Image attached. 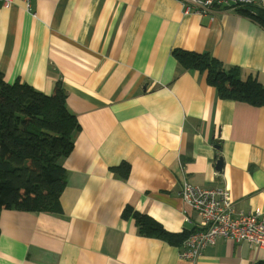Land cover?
<instances>
[{"label":"crops","instance_id":"obj_1","mask_svg":"<svg viewBox=\"0 0 264 264\" xmlns=\"http://www.w3.org/2000/svg\"><path fill=\"white\" fill-rule=\"evenodd\" d=\"M31 4L0 3V71L48 95L61 82L81 130L61 160L62 212L0 213V264H264V248L226 238L184 258L183 244L140 235L122 217L129 205L170 232L196 230L185 179L264 212V106L220 98L174 53H210L264 85V28L219 6L185 13L178 0ZM122 162L126 179L112 169Z\"/></svg>","mask_w":264,"mask_h":264},{"label":"trees","instance_id":"obj_2","mask_svg":"<svg viewBox=\"0 0 264 264\" xmlns=\"http://www.w3.org/2000/svg\"><path fill=\"white\" fill-rule=\"evenodd\" d=\"M264 28V6L237 9ZM184 69L206 74L207 83L222 99L264 106V85L256 75L243 77L238 66H226L210 53L174 51ZM61 82L52 94L27 83L10 84L0 71V213L4 209L60 214L61 195L67 185V171L61 160L75 147L74 136L80 123L67 106ZM121 178L130 174L122 162L112 168ZM124 219H133L140 235L181 246L194 231L173 233L155 218L127 205Z\"/></svg>","mask_w":264,"mask_h":264},{"label":"built area","instance_id":"obj_3","mask_svg":"<svg viewBox=\"0 0 264 264\" xmlns=\"http://www.w3.org/2000/svg\"><path fill=\"white\" fill-rule=\"evenodd\" d=\"M14 0H0L5 7ZM29 11L31 0H22ZM185 13L209 14L216 7L237 10L251 5H263L264 0H178ZM36 16V13L32 11ZM181 196L200 216L199 225L183 242L181 256L197 259L203 251L226 238L234 242H246L256 248H264V212L257 207L249 212L238 211L230 193L225 188L211 189L184 180Z\"/></svg>","mask_w":264,"mask_h":264},{"label":"water","instance_id":"obj_4","mask_svg":"<svg viewBox=\"0 0 264 264\" xmlns=\"http://www.w3.org/2000/svg\"><path fill=\"white\" fill-rule=\"evenodd\" d=\"M223 166H224V159H223V157L221 156V157H219V159L217 160V163H216V169H217L218 171H222Z\"/></svg>","mask_w":264,"mask_h":264}]
</instances>
